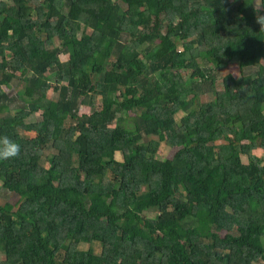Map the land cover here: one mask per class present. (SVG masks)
Returning a JSON list of instances; mask_svg holds the SVG:
<instances>
[{
	"label": "trees",
	"instance_id": "trees-1",
	"mask_svg": "<svg viewBox=\"0 0 264 264\" xmlns=\"http://www.w3.org/2000/svg\"><path fill=\"white\" fill-rule=\"evenodd\" d=\"M258 15L264 0H0V137L19 145L0 159L19 197L0 204V264H264Z\"/></svg>",
	"mask_w": 264,
	"mask_h": 264
},
{
	"label": "rangeland",
	"instance_id": "rangeland-1",
	"mask_svg": "<svg viewBox=\"0 0 264 264\" xmlns=\"http://www.w3.org/2000/svg\"><path fill=\"white\" fill-rule=\"evenodd\" d=\"M179 41V40H178ZM179 44V48H181V44H180V41L178 42ZM180 53H182V50L180 49ZM68 55H61V59L63 61L67 60L68 59ZM226 73H231L233 74L235 77H240L242 74H244V71L239 67L237 66L236 64H231V65H228L226 67V70L224 71V74ZM222 74V75H224ZM115 80V76H113L112 74H110L108 76V81H113ZM222 81L221 79L217 82V87L218 88H221L222 87ZM48 96L53 98V99H56L57 98V94L54 92L53 89H50L48 91ZM100 99V98H98ZM208 97L207 96H204L203 97V101H207ZM97 105H100V101L98 100L96 102ZM91 109L88 105H82L81 106V113H90ZM131 114V115H130ZM129 115H127V117H130L132 118L134 115L132 113H130ZM26 135H28L29 137H34L35 136V133L34 132H26L25 133ZM151 138V141H150V144H149V147L148 149L153 152L157 157H160V158H164V157H171L175 151L177 150V147H171L169 146L164 140H160L158 137H150ZM257 156L259 157H264V144L263 146H261L260 148H257L253 151ZM52 151L50 150H47V154L48 155H51ZM116 157L118 159H122V156L120 153H116ZM244 162L247 163V159L246 157H242ZM49 166V162H46L45 164V168H47ZM19 201V197L16 195V194H6L4 191H2L0 189V204L1 205H4L6 203H10L12 205H16ZM149 217H155L157 215V212L155 210L153 211H146L145 212Z\"/></svg>",
	"mask_w": 264,
	"mask_h": 264
},
{
	"label": "clouds",
	"instance_id": "clouds-1",
	"mask_svg": "<svg viewBox=\"0 0 264 264\" xmlns=\"http://www.w3.org/2000/svg\"><path fill=\"white\" fill-rule=\"evenodd\" d=\"M256 20L261 25V28H264V15H258ZM18 152V144L6 136L0 137V159L15 157Z\"/></svg>",
	"mask_w": 264,
	"mask_h": 264
}]
</instances>
